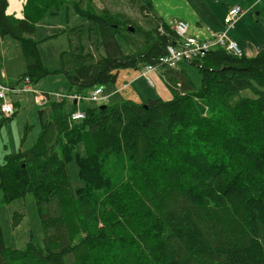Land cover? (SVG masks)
<instances>
[{
	"label": "trees",
	"instance_id": "1",
	"mask_svg": "<svg viewBox=\"0 0 264 264\" xmlns=\"http://www.w3.org/2000/svg\"><path fill=\"white\" fill-rule=\"evenodd\" d=\"M65 5L96 26L105 54L94 62L79 45L62 51L53 70L36 34ZM94 6L27 0L17 18L0 0V35L20 43L21 77L37 84L62 73L71 92L84 93L115 83L121 69L154 64L173 96L87 106L78 122L70 120L75 106L67 111L66 99L48 96L37 109L36 141L0 161L2 202L34 194L44 245L32 237L8 245L0 222V264H264V48L253 56L211 49L188 62L199 69L197 85L186 68L159 63L179 38L170 23L147 29ZM245 89L258 95L244 96ZM31 128L25 125L23 141ZM74 156L84 183L76 191Z\"/></svg>",
	"mask_w": 264,
	"mask_h": 264
},
{
	"label": "rangeland",
	"instance_id": "2",
	"mask_svg": "<svg viewBox=\"0 0 264 264\" xmlns=\"http://www.w3.org/2000/svg\"><path fill=\"white\" fill-rule=\"evenodd\" d=\"M93 2L95 5L94 7L97 10L98 9H101V10L108 9L113 13H122L127 18H131L132 20H134L135 22L139 23L140 25L144 26L147 29L152 28V27H157L160 23V21L155 20L154 16L147 17L145 14L146 11L144 7L145 5L149 3L151 4V0H93ZM24 6H23V10H24ZM244 6L245 8L251 9L249 10L250 13H248V18L245 19L242 25L240 26L236 25V27L231 29L232 31H229L230 32L229 36L232 39L234 37L233 34L245 33L248 37H252L257 34L256 32L264 29V0H261V1L257 0V3L254 6H248V5H244ZM60 10L61 11L57 12L59 13L57 16L55 15L57 13L54 14L50 12L40 22L41 24H44L47 22H50V23L48 24V26L46 25L47 27H41L40 29L37 30V34H36L37 38L39 39L45 38L41 40L42 42L44 40L49 39V38L46 39L48 35L56 34L57 36L60 30L57 31V29H54L52 26L55 25V21H63L65 23L64 26L67 28L68 32L70 33L72 37L71 42L66 41L67 46H70V44L72 45L76 38L78 42V46L83 45L85 47L86 52H91L93 54L94 62L100 59L105 54V51L101 44V38H100L101 36L99 35V32L96 26L94 24H91V22L82 18L80 15H78L75 12L74 8L70 5L69 6L66 5L62 7ZM22 12H23V18H24V11ZM160 29L161 27L159 28V30ZM224 30H225V26L222 28V31ZM48 32H52V33L47 34ZM69 33L67 34L69 35ZM119 40L121 42V45L123 46L124 51L127 53H131L130 45L122 37H119ZM17 43L20 46L21 53L23 54L20 43L19 42ZM59 43H60V40H56V41L53 40L49 42L44 41V43L42 44L43 51L46 53L47 46H51V47L54 46L56 49L62 50L64 48V44L63 43L59 44ZM248 44H249V47L247 51L252 49L253 53L256 52L254 55H256L260 50L264 48V47L257 48L256 46L257 43H255L254 41L253 43L248 41ZM46 57L52 66L54 65L59 66V58L58 56L54 55L53 52L46 53ZM19 68L20 67H18L16 63L15 64L11 63L9 67V71L16 72ZM1 69L2 67L0 65V70ZM156 70L157 69L152 70V71H156ZM188 70L192 73L193 77L198 76L200 78V72L196 66H188ZM150 72L151 71L147 72L148 76H150L149 75ZM26 77H29V76L20 77L19 81L23 83L24 78ZM46 78H43L40 81H38L37 82L38 85L36 84L37 87L42 86V83ZM17 80H18V77H14V78L8 77L5 80V82L12 85ZM198 82L199 84L201 83L200 79L198 80ZM111 85L113 84L110 83L108 84L107 87ZM92 90L93 89H90L89 91H86L84 93L75 92V91L71 92L69 90V93L67 94L69 95V97L66 99L67 104L65 106V109L68 111L73 109V104L70 99H73V100L76 99L73 97L74 94L82 96L86 93H90ZM103 91L105 93V97H107L104 102H101V101L88 102V101H83V99H80V100L76 99L77 100V101L75 100L77 102L75 105L76 110L86 113L84 108L87 106L105 105V103L113 104L115 102H119V101L121 102L125 100L121 96H119L121 94L116 95L112 98L111 95L106 94L104 87H103ZM118 92L119 91L117 89L114 91V94ZM55 95L56 96L51 95V97L58 98L56 100H59V101L61 99L63 100L66 98L65 97L66 94L61 95L59 93H55ZM242 95L256 97L258 93H256L253 89H245L242 91ZM20 96L21 95L19 96L12 95V99L15 101V108H16L17 100L20 101ZM41 96L43 97V99L41 100L42 103L38 104L39 106H42L43 104L49 101L47 96H44V95H41ZM22 98H23V106L17 108L16 116L13 117L12 120L2 123V126H0V161L4 159V156L7 152L9 151L16 152L20 149L21 140H20L19 132H20V127L22 125V121L26 120L31 115H32V118L34 117L36 104L34 102L32 95L29 93H25L24 95H22ZM152 99H156V98H152ZM35 101H36V96H35ZM24 103L26 104V106L24 105ZM2 117H3V114L0 113V119ZM38 132H39V128L37 129V133H35L33 130V132L30 134V138L33 139L34 135L38 134ZM27 142H24L25 143L24 148H28L31 146L30 143L29 142L27 143ZM80 147L82 149L83 146L81 145ZM69 173H70L72 187L76 191L79 187H81L84 184L82 179L79 176V169H78V165L76 162V156H74L73 160L69 162ZM16 211L21 213V216H15ZM0 222H1L2 229H3L5 241L7 242L8 245L13 246V247H22L30 240L31 237L34 238V240L40 245L42 246L44 245V241H43L44 229H43L40 216L37 210V203H36L34 194L29 193L23 200L14 201L10 204H5L2 202V192L0 191Z\"/></svg>",
	"mask_w": 264,
	"mask_h": 264
},
{
	"label": "crops",
	"instance_id": "3",
	"mask_svg": "<svg viewBox=\"0 0 264 264\" xmlns=\"http://www.w3.org/2000/svg\"><path fill=\"white\" fill-rule=\"evenodd\" d=\"M225 1L223 0L222 1L221 0H151V7L150 9H145L146 11L145 14L147 17L154 16L155 20L160 21V23L166 21L167 23H170L172 26L173 23L177 20L185 21L189 24V33L191 35L197 36L200 39L205 40L210 38L213 33H218L222 31V28L225 26L224 19L230 8L234 6H241L246 10L244 15L234 25V27H236V25L238 26L242 25L245 19L248 18V13H250L249 10L251 9L245 8L244 5L254 6L257 3V0H225ZM58 14L55 15L57 16ZM49 23L50 22L44 24L39 23L38 29H40L41 27H47ZM64 25L65 23L63 21H55V25L52 27L54 29H57V31L59 30L60 31L58 32L57 36L55 35L52 38H49L50 40L49 39L44 40L45 42L60 40V43L64 44V48L62 50L56 49L54 46L46 47V53L53 52L54 55L58 56L59 66L56 65L52 66L49 63L46 57V53L43 51L42 48V44L44 43V41H42L43 43L41 42V44L39 43V49L44 64L52 68L53 70H58L61 67L60 55L62 51L72 50L78 46V42L76 38L72 45L70 44V46H67L66 41L71 42L72 37ZM231 29L229 31H232ZM229 31L228 34L230 33ZM51 33L52 32H48L47 34H51ZM67 33H69V35ZM256 33L257 34L252 37H248L245 33L233 34L234 36L233 39L239 43L240 47L244 50V53L249 56H253L256 52L253 53L252 49L247 51L249 47L248 41H250L251 43H253V41L257 43L256 45L257 48L264 47L263 46L264 29H262L261 31L259 30ZM17 42L18 41L10 37H2L0 35V65L2 67V69L0 70V81L5 82V80L8 77H12V78L18 77V80L12 85L18 84L20 82L19 79L27 68L25 57L21 53L20 46L18 45ZM11 63L12 64L16 63L17 66L20 68L16 72H10L9 67ZM180 66L186 68L189 74L192 76V73L188 70V66H193V65H189L188 62H182L179 65V67ZM149 75L153 80L154 83L153 85L149 83L147 77L141 74L140 69H121L118 72L115 83H113V85L109 87L105 86V92L106 94L111 95L112 98L116 95L121 94L119 96H121L123 99L125 100L129 99L135 102L137 101V103L145 102L147 99H152L157 97H161L165 100L171 99L173 95L169 90V88L167 87L164 78L162 77L161 70L157 69L156 71H151ZM192 78L194 79L195 83L199 85L198 80L200 78L198 76L195 77L192 76ZM124 83H127L128 86L124 88L122 91H119L118 93L114 94V91L120 89ZM37 85L36 84L33 85L34 89L38 91V93H42V95L44 96L49 95L50 100L58 99V98H52L51 95L56 96L55 93H59L61 95H65V94L67 95L70 89V82L67 76L62 73L50 75L43 81L42 86L37 87ZM22 95L20 96V101L17 100L16 102V114H17V108L23 106ZM31 95L36 104L34 117L32 118L31 115L26 120L22 121V125L20 127V132H19L20 140H21L20 148L24 147L25 146L24 142L27 141L30 143V145H32L36 141L40 132L39 116L37 111L39 105L35 101L34 93H32ZM67 98L68 97H66L65 99ZM70 100L72 101L74 108L77 102L73 99ZM24 105L26 106L25 103ZM27 123L32 125V128H31V132L26 137V140L23 141L22 138L25 132V125ZM38 128H39L38 134H35L33 139H31L30 134L33 132V130L35 133H37Z\"/></svg>",
	"mask_w": 264,
	"mask_h": 264
},
{
	"label": "built area",
	"instance_id": "4",
	"mask_svg": "<svg viewBox=\"0 0 264 264\" xmlns=\"http://www.w3.org/2000/svg\"><path fill=\"white\" fill-rule=\"evenodd\" d=\"M21 8H12L9 0L6 13L8 15H13L18 18H23V6L27 0H19ZM246 10L241 6H234L228 11L224 23L225 30L218 33H213L208 39H200L197 36L191 35L189 33V24L182 20H177L173 23V28L178 35V40L174 44H170L167 47V52L165 55L161 56L159 63L162 65H168L170 67H179L182 62H190L198 58H202L213 48L222 47L228 52L234 54H242L244 50L240 45L230 38L228 31L234 27L236 22L244 15ZM160 31H163L161 27ZM158 69L154 64L145 65L141 69V74L147 77L150 84L153 85L152 78L147 75L148 71ZM128 86L127 83H124L118 91H122ZM104 86H98L93 89L90 93H86L82 96L74 94L73 97L77 100L83 99V101L88 102H104L107 97L103 91ZM105 89V88H104ZM24 93L32 94L35 96L42 95L38 93L32 85L30 77L24 78V82L19 84L11 85L5 82L0 81V113L5 117H10L15 113V101L12 99L13 96H19ZM69 97V95H65ZM75 99V100H76ZM76 100V101H77ZM38 103V102H37ZM42 102H39V104ZM86 113L75 110L71 114V120L76 121L79 119H85Z\"/></svg>",
	"mask_w": 264,
	"mask_h": 264
},
{
	"label": "bare ground",
	"instance_id": "5",
	"mask_svg": "<svg viewBox=\"0 0 264 264\" xmlns=\"http://www.w3.org/2000/svg\"><path fill=\"white\" fill-rule=\"evenodd\" d=\"M10 3H11V9L12 8H21V4H20V1L19 0H10ZM43 99V97L41 95L39 96H36V101L39 103L41 102V100ZM70 120H71V117H70ZM82 119H79V120H76L77 122L78 121H81ZM73 121V120H71Z\"/></svg>",
	"mask_w": 264,
	"mask_h": 264
},
{
	"label": "water",
	"instance_id": "6",
	"mask_svg": "<svg viewBox=\"0 0 264 264\" xmlns=\"http://www.w3.org/2000/svg\"><path fill=\"white\" fill-rule=\"evenodd\" d=\"M106 105H100L101 108H104Z\"/></svg>",
	"mask_w": 264,
	"mask_h": 264
}]
</instances>
